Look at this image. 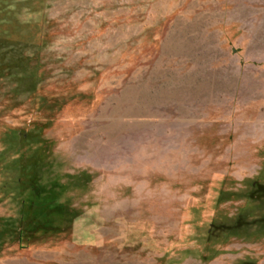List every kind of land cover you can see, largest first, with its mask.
Masks as SVG:
<instances>
[{
	"label": "rangeland",
	"instance_id": "rangeland-1",
	"mask_svg": "<svg viewBox=\"0 0 264 264\" xmlns=\"http://www.w3.org/2000/svg\"><path fill=\"white\" fill-rule=\"evenodd\" d=\"M0 28V264H264V0H0Z\"/></svg>",
	"mask_w": 264,
	"mask_h": 264
},
{
	"label": "trees",
	"instance_id": "trees-1",
	"mask_svg": "<svg viewBox=\"0 0 264 264\" xmlns=\"http://www.w3.org/2000/svg\"><path fill=\"white\" fill-rule=\"evenodd\" d=\"M0 32H1V28H0ZM0 64H2V63H0ZM1 66V65H0ZM2 69H3V67H0V72H2ZM28 179H29V176L27 177V176H25L24 177V179L22 178V176L20 177V182L22 183V184H24V185H28ZM49 205V204H48ZM32 206H34L35 208H40V206H39V203H35V201H31L29 204H28V207L30 208V207H32ZM42 206V205H41ZM29 208H28V210H29Z\"/></svg>",
	"mask_w": 264,
	"mask_h": 264
}]
</instances>
